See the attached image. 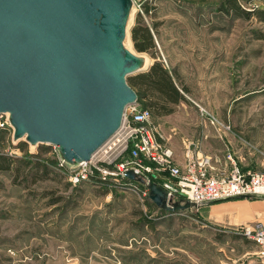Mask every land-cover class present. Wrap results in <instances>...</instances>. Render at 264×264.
Returning <instances> with one entry per match:
<instances>
[{
  "label": "rangeland",
  "instance_id": "1",
  "mask_svg": "<svg viewBox=\"0 0 264 264\" xmlns=\"http://www.w3.org/2000/svg\"><path fill=\"white\" fill-rule=\"evenodd\" d=\"M233 1L243 12L229 8ZM258 10L264 12V0H134L128 34L148 28L153 46L145 53L131 39L127 46L148 58V69L159 64L183 98L164 103L171 113L151 118L166 145L183 150L194 140L198 153L223 160L229 152L241 170L264 172ZM148 69L128 76L127 84ZM145 101L137 104L150 109ZM0 121V156L11 163L0 171V264H259L256 245L235 231L256 222L247 218L250 206L264 200L159 211L94 170L73 184L54 146L13 141L6 117Z\"/></svg>",
  "mask_w": 264,
  "mask_h": 264
},
{
  "label": "water",
  "instance_id": "2",
  "mask_svg": "<svg viewBox=\"0 0 264 264\" xmlns=\"http://www.w3.org/2000/svg\"><path fill=\"white\" fill-rule=\"evenodd\" d=\"M133 10L134 0H0V115L13 141L54 146L74 170L119 129L137 103L126 79L149 66L127 46ZM125 177L145 186L159 211L207 205L167 203L175 190L163 182Z\"/></svg>",
  "mask_w": 264,
  "mask_h": 264
},
{
  "label": "built area",
  "instance_id": "3",
  "mask_svg": "<svg viewBox=\"0 0 264 264\" xmlns=\"http://www.w3.org/2000/svg\"><path fill=\"white\" fill-rule=\"evenodd\" d=\"M3 117L0 115V119ZM210 123L214 124V121L210 120ZM0 126H3L1 121ZM226 129L229 130L228 127ZM157 133L148 109L137 103L127 107L119 129L88 161L70 171L71 182L88 181L94 176V170L102 176V181L108 178L120 182L142 199H148L145 186L125 177L131 171L142 177L146 184L161 181L164 186L174 189L175 192L168 190L167 203L180 199L211 203L241 195H264V172L241 170L228 152L224 159L230 164V169L226 173H217L211 158L196 152L198 142L192 140L186 142L184 162L179 164L173 150L158 139ZM60 166H63L61 161ZM235 233L256 245V257L264 264L263 224L245 225Z\"/></svg>",
  "mask_w": 264,
  "mask_h": 264
},
{
  "label": "trees",
  "instance_id": "4",
  "mask_svg": "<svg viewBox=\"0 0 264 264\" xmlns=\"http://www.w3.org/2000/svg\"><path fill=\"white\" fill-rule=\"evenodd\" d=\"M229 8L237 13L243 12L235 1L230 4ZM255 13L260 21L264 22V12L258 10ZM130 39L137 52H149L153 46L152 34L148 28L133 27L130 32ZM131 83V87L137 89V102L140 103L145 99L144 105L151 108H142L148 109L154 116L167 115L172 112V110L166 108L164 103L177 105L183 100L170 76L157 63L152 64L146 72L135 76L131 80ZM154 109L157 111L155 112ZM22 146L23 144L19 146L21 150L23 149ZM9 160V158L0 156V171L9 169L11 166ZM147 206L150 207V205Z\"/></svg>",
  "mask_w": 264,
  "mask_h": 264
},
{
  "label": "crops",
  "instance_id": "5",
  "mask_svg": "<svg viewBox=\"0 0 264 264\" xmlns=\"http://www.w3.org/2000/svg\"><path fill=\"white\" fill-rule=\"evenodd\" d=\"M152 117L154 118L156 116H154L151 113V118ZM159 140H160V138H159ZM169 147L173 150V152L175 154L176 161L179 164H183V162H184V154H183L184 149L183 150L182 149L176 150V148L174 146L173 147L169 146ZM207 156H209V155H207ZM209 157L211 158V160L213 162L212 164H213L217 173H226L230 169V164L224 158H223V160H221L219 157L216 158L214 155H210ZM231 200H233V199H231ZM235 201H237V200H235ZM235 201H233V203ZM235 203H236L235 205H237V203H239V202H235ZM258 203H261V204H254V205L250 206V210H249L250 212L248 213L247 218H248V220H252V221H256V222L262 221L261 223L264 226V203H262V202H258ZM240 219L242 220V218H240ZM253 223H255V222H253ZM256 249H257V247H256ZM247 259H250V257H248ZM253 259H255L257 263L261 264L257 257L254 256ZM255 260H249V263L255 262Z\"/></svg>",
  "mask_w": 264,
  "mask_h": 264
}]
</instances>
